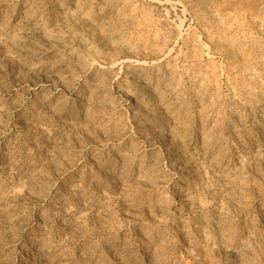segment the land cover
<instances>
[{
    "label": "rangeland",
    "instance_id": "obj_1",
    "mask_svg": "<svg viewBox=\"0 0 264 264\" xmlns=\"http://www.w3.org/2000/svg\"><path fill=\"white\" fill-rule=\"evenodd\" d=\"M0 264H264V0H0Z\"/></svg>",
    "mask_w": 264,
    "mask_h": 264
}]
</instances>
